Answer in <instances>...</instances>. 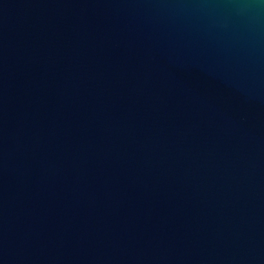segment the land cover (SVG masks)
I'll use <instances>...</instances> for the list:
<instances>
[{"label": "water", "instance_id": "95a60500", "mask_svg": "<svg viewBox=\"0 0 264 264\" xmlns=\"http://www.w3.org/2000/svg\"><path fill=\"white\" fill-rule=\"evenodd\" d=\"M0 264H264V0H0Z\"/></svg>", "mask_w": 264, "mask_h": 264}]
</instances>
